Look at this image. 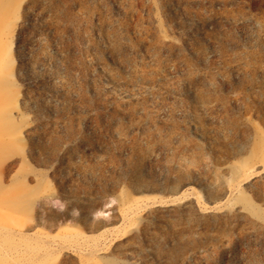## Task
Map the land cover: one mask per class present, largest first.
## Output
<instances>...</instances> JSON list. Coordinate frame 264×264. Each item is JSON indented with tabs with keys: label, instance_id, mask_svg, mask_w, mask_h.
<instances>
[{
	"label": "rangeland",
	"instance_id": "374dc122",
	"mask_svg": "<svg viewBox=\"0 0 264 264\" xmlns=\"http://www.w3.org/2000/svg\"><path fill=\"white\" fill-rule=\"evenodd\" d=\"M9 6L0 167L40 191L27 232L77 225L74 264H264V0Z\"/></svg>",
	"mask_w": 264,
	"mask_h": 264
},
{
	"label": "bare ground",
	"instance_id": "6f19581e",
	"mask_svg": "<svg viewBox=\"0 0 264 264\" xmlns=\"http://www.w3.org/2000/svg\"><path fill=\"white\" fill-rule=\"evenodd\" d=\"M7 1L8 5H0V14L10 9L9 3L13 0H6V3ZM12 53L11 43L9 54ZM11 129L14 136L8 143L10 150L0 151V166L2 163L5 165L4 161L14 156L16 148L20 146L19 143L14 142L19 139L17 137L20 132L19 126L14 123ZM22 163V167H24L27 162L23 160ZM22 167L19 168V171L23 170ZM2 169L0 167V264H74L73 257L64 259L62 256V252L69 248L81 251V261L90 263L94 250L89 243L93 239L84 235L77 225L68 224L55 236H50L43 229L32 234L27 232L34 225L35 219H32V213L35 210L34 204L40 191L36 188L33 190H5ZM25 178L20 174L14 175L10 183L11 187H25ZM44 182L43 177H40L37 186L41 187ZM6 219L9 222H6ZM95 241V243H99V240ZM97 246L99 247L98 244Z\"/></svg>",
	"mask_w": 264,
	"mask_h": 264
}]
</instances>
